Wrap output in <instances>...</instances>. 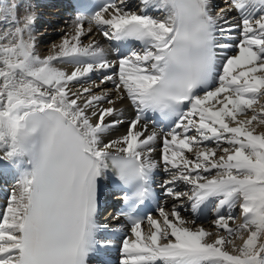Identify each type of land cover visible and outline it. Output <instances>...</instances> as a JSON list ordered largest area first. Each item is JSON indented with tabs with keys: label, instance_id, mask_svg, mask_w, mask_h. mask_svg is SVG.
<instances>
[{
	"label": "snow or ice",
	"instance_id": "obj_1",
	"mask_svg": "<svg viewBox=\"0 0 264 264\" xmlns=\"http://www.w3.org/2000/svg\"><path fill=\"white\" fill-rule=\"evenodd\" d=\"M229 10L240 22L226 29L211 0H103L41 56L31 5L0 8V168L17 173L0 215V264H88L112 244L98 239L97 214L100 185L113 178L125 205L113 219L125 217L135 237L123 239L120 264H264V0H230ZM93 25L139 50L108 59ZM235 28L242 39L228 56L218 50L233 45L217 33ZM125 102L133 117L106 139L125 122ZM149 120L164 127L149 132ZM158 137L164 195L187 199L193 214L211 203L215 232L189 227L196 221L173 206L148 215L145 234L137 213L155 200Z\"/></svg>",
	"mask_w": 264,
	"mask_h": 264
},
{
	"label": "bare ground",
	"instance_id": "obj_2",
	"mask_svg": "<svg viewBox=\"0 0 264 264\" xmlns=\"http://www.w3.org/2000/svg\"><path fill=\"white\" fill-rule=\"evenodd\" d=\"M215 1L216 2L221 1L220 3H222V1H224V0H215ZM44 2H46V0H44ZM128 2L130 5L135 6L139 3V0H128ZM216 2H214V3L211 2L212 8H213V6L216 5ZM225 3L222 5V8L224 9L223 13H221V10H219L218 12H216V14H215V12H213V14L224 16V19L219 20L218 23L227 29V27L229 25H238L240 22V17L235 10H231V11L229 10L230 0H225ZM225 19L228 21L227 25L224 23ZM72 24L74 26V22ZM217 35H218V40L220 43H227V44L233 45V47H230L229 50L223 49V50H218V51H222L223 53H225V55H228V56L238 53V48H236L235 45L240 41V39H242V37L240 36V28H235L231 32H229V31H225L224 33L218 32ZM34 37H36V35ZM92 39L95 42H97L105 50V52L108 54V59H115L118 55V51L125 52V50H127L128 46H129V45L128 46H117L115 44V42H110V41L106 40V38L103 37V35L96 33L95 27L93 28ZM89 42L90 41H89L88 37L83 38V43L87 44ZM130 47H132L133 49L139 50L138 44L132 45ZM123 48L125 49L124 51H123ZM129 48H128V50H129ZM100 79H101L100 73H95L91 77V80L95 84H99ZM84 86H87V85H84ZM111 87H112L111 82L100 85V89L111 88ZM97 91L99 93V90H97ZM120 106L121 105H118V107H120ZM122 107L124 109V115L122 118L125 122L123 124H121L120 126H118L116 129L112 130L110 135L105 137L106 139L116 138V137L122 135L124 133L126 127H127V122L133 117V109L130 107V105H128L125 102L122 105ZM148 130H149V132H151L154 129L148 126ZM154 146L156 148V151H154L152 153V157L157 162V168H156L155 172L165 173L163 170L162 162H161L162 138L158 137ZM188 155L191 156L192 154H188ZM16 175H17L16 170H10V171H4L3 169L0 170V215H2L4 209L7 205V201L10 197L11 191H12L14 184H15ZM113 183H114V178L112 180H105L103 182V186L100 187V192H99V203H100V205L105 201V197H106L108 191L113 189L114 186H110ZM186 187L187 186L184 185L183 183H181V184L179 183L176 186L177 190H179V191L187 190ZM181 205H183V206H181ZM187 205H189V208H187ZM210 205H211V203H209L207 206H204L202 208V211L199 214H193L191 212L190 202L187 201V199H184L181 201H176L172 197H168V196L164 195L162 207L170 213L173 206H175L180 211L181 216L185 220H189V221L193 220V219L195 221L203 219L207 213H211L212 217L208 221L204 222V224H202V225H199V224L191 225V224H189L188 226L189 227H203L205 230H208L210 232H215L216 229L212 223V221L215 219V213L212 209H211V212L208 211ZM225 214H227L226 210H225ZM157 216H159V215H157ZM102 220H105V219H102ZM97 222H98V224H100L102 226H106V227H101L100 231L98 232V239L99 240H106V239H108L109 235H117L118 236L117 242H112L110 247L104 248V249H98L97 251L105 253L106 255H109L111 257L110 259L113 262V264H116V263L120 264V261L123 259L122 241H123L124 236H123L122 231L119 229V226L117 225L116 222L107 221V223H103L98 219H97ZM241 223H242V221H241ZM239 224L240 223L230 224V226L236 227ZM144 232H145V234H147L148 225L144 229ZM134 239H135V237L132 236L131 240H134ZM118 251H119V254L117 253Z\"/></svg>",
	"mask_w": 264,
	"mask_h": 264
},
{
	"label": "rangeland",
	"instance_id": "obj_3",
	"mask_svg": "<svg viewBox=\"0 0 264 264\" xmlns=\"http://www.w3.org/2000/svg\"><path fill=\"white\" fill-rule=\"evenodd\" d=\"M5 2L9 4L22 3L16 0H4V2H1L0 8L6 6ZM23 3H28L31 5L32 7L31 11L35 16L33 33L37 37V38L35 37L36 50L41 56H46L52 52L53 45L60 44L62 38L65 36L66 33L71 34L73 26L71 25L72 26L71 27L69 25L70 20L66 19L67 18L66 14L63 13L62 10H60L63 9L62 6L59 5L60 2H54L53 4L50 3V1L48 0H46V2H44V0H29V1L24 0ZM18 14L19 17L22 19L24 15V9L21 8ZM4 25L5 22L2 19H0V30H3ZM261 103L264 104V98L261 99ZM257 131L258 132L264 131V127L258 128ZM186 188L187 190H183V191H188V187ZM235 216H236V220L234 224L241 223L242 217L240 216V213L237 212ZM196 224L202 225L204 224V222L203 223L197 222ZM235 243L237 245H240L241 241L237 239Z\"/></svg>",
	"mask_w": 264,
	"mask_h": 264
}]
</instances>
